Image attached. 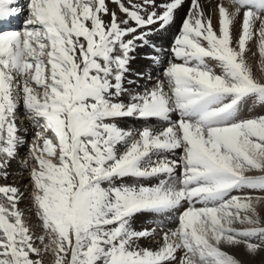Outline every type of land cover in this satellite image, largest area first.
Masks as SVG:
<instances>
[{
	"label": "snow or ice",
	"instance_id": "1",
	"mask_svg": "<svg viewBox=\"0 0 264 264\" xmlns=\"http://www.w3.org/2000/svg\"><path fill=\"white\" fill-rule=\"evenodd\" d=\"M183 4L0 0V177L28 143L22 106L42 232L19 208L25 193L0 186V264H244L227 249L264 252V197L245 193H264V114L239 115L249 102L264 107V78L246 60L256 43L264 69V0H220L215 26L191 0L164 80L125 87L138 47L160 62L149 38ZM125 118L162 126L126 129ZM173 212L176 227L141 247L155 229L133 228L136 215Z\"/></svg>",
	"mask_w": 264,
	"mask_h": 264
},
{
	"label": "bare ground",
	"instance_id": "2",
	"mask_svg": "<svg viewBox=\"0 0 264 264\" xmlns=\"http://www.w3.org/2000/svg\"><path fill=\"white\" fill-rule=\"evenodd\" d=\"M28 2V0L26 1ZM169 2V0H156L157 5H162ZM204 12L206 15L211 16L213 25L215 26L217 23V4L220 2V0H199ZM191 3V0H184L183 6L175 13V20L174 22L167 27L166 30L161 31L157 29L151 36H150V44L154 43L157 47H168L170 49L174 38L176 35L179 34V30L182 25V21L185 18L189 5ZM19 4L21 7H24L26 5L25 2L22 0L19 1ZM109 6L113 8V10H116V6L109 3ZM160 11L161 9H157ZM27 9L24 8V13H26ZM23 14V13H22ZM25 19V15L20 16V20ZM239 25L237 24V27ZM250 51L246 54V60L251 67L253 74L257 78H264V69L261 67V57L258 54V48L256 43L250 44ZM151 52V47H138L135 52L131 54L133 57L129 64V71L125 74V87L134 92L143 91L144 89L139 88L140 84L138 82V77L141 75H147L151 74L153 71L159 73L158 77L155 78V85L158 81L164 80L163 72L164 69L167 67V61L164 64L161 60L162 58H159V63H153L150 59L147 58V56ZM255 53V54H254ZM168 59H170L169 53H166ZM162 55V54H161ZM167 59V60H168ZM216 71L218 72L219 69L217 68ZM141 83V82H140ZM153 85L152 87H154ZM151 88V86L149 87ZM19 116L22 119H18V123L22 124L23 127L28 128V132L25 135V139L28 141L24 146L20 147L18 150V155L13 159L10 163V166L7 168V178L4 179L0 177V186L4 185H11L16 186L20 188L22 192L25 193V198L20 202L19 208L24 211L26 220L27 216L31 218V221L28 223L30 224L33 232L36 235L42 234L39 222L34 215L32 205H31V185L29 183V173L27 170V167L31 166V161L28 160V149L29 144L32 141V138L35 133V129L31 127L30 122L28 121L27 117L24 114V111L21 109L18 111ZM264 114V107H261L259 104L254 102H249L245 105L241 106L239 115L241 118H248L255 115H261ZM175 118V117H174ZM121 126L125 127L126 129H138L142 128L144 126H150V127H156L159 128L162 126L160 121L157 120H151L149 122H145L143 120L139 119H133V118H125L121 121ZM20 157V159H18ZM27 161V167L25 165V162ZM259 174V173H254ZM246 194H250L254 197H264V193L259 191H252V190H245ZM236 194H244V193H236ZM257 213L260 215L261 218H264V200H260L255 205ZM176 213L171 214H153V213H142L136 215L132 222V227L136 230H143L148 229L152 230L155 229V232L152 236V238H144L138 241V244L141 247H150L155 248L161 243L162 238V231H168L170 229H174L176 227L177 221H176ZM231 254L235 255L237 258L242 260L244 264H264V252L258 254V255H248L246 254L245 250L243 248H232L227 249ZM51 257V256H50Z\"/></svg>",
	"mask_w": 264,
	"mask_h": 264
},
{
	"label": "rangeland",
	"instance_id": "3",
	"mask_svg": "<svg viewBox=\"0 0 264 264\" xmlns=\"http://www.w3.org/2000/svg\"><path fill=\"white\" fill-rule=\"evenodd\" d=\"M23 2L26 3V1H23ZM150 75H152V79H151V80H152V82H153V83H152V86H153V85H155V83H156V82H155V78H157L158 76L156 75V72H154V71H153ZM152 86H151V87H152ZM129 91H130V90H129ZM130 93H133V92H130ZM18 119L21 120V121H22V119H23V118H21V117L19 116V113H18ZM18 159H20V157H18ZM1 186H2V185H1ZM25 218H26V217H25ZM27 219H28L27 222L31 221V218H29V216H27ZM44 259H45V264H51L52 257H50V255L45 256Z\"/></svg>",
	"mask_w": 264,
	"mask_h": 264
}]
</instances>
